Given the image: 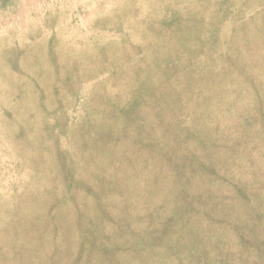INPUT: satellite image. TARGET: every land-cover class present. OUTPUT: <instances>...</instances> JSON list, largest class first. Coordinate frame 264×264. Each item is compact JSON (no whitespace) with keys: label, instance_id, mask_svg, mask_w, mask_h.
Segmentation results:
<instances>
[{"label":"rangeland","instance_id":"rangeland-1","mask_svg":"<svg viewBox=\"0 0 264 264\" xmlns=\"http://www.w3.org/2000/svg\"><path fill=\"white\" fill-rule=\"evenodd\" d=\"M0 264H264V0H0Z\"/></svg>","mask_w":264,"mask_h":264},{"label":"bare ground","instance_id":"bare-ground-1","mask_svg":"<svg viewBox=\"0 0 264 264\" xmlns=\"http://www.w3.org/2000/svg\"><path fill=\"white\" fill-rule=\"evenodd\" d=\"M137 1V0H136ZM138 3V2H137ZM136 4V3H135ZM142 10V9H141Z\"/></svg>","mask_w":264,"mask_h":264}]
</instances>
